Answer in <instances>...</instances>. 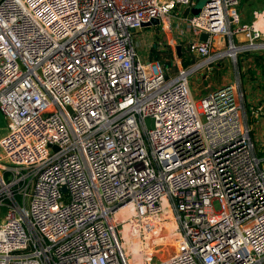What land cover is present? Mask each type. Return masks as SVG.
<instances>
[{
	"label": "built area",
	"instance_id": "built-area-1",
	"mask_svg": "<svg viewBox=\"0 0 264 264\" xmlns=\"http://www.w3.org/2000/svg\"><path fill=\"white\" fill-rule=\"evenodd\" d=\"M180 4L194 2L0 0V264H137L121 230L134 219L182 236L142 264H264V158L240 83L199 98L190 84L264 45V9L249 23L241 0H207L186 21L208 33L184 44L198 61L174 73L135 41Z\"/></svg>",
	"mask_w": 264,
	"mask_h": 264
},
{
	"label": "rangeland",
	"instance_id": "rangeland-1",
	"mask_svg": "<svg viewBox=\"0 0 264 264\" xmlns=\"http://www.w3.org/2000/svg\"><path fill=\"white\" fill-rule=\"evenodd\" d=\"M152 28H154V26L145 27L143 32L137 33V39L135 41V45L137 46V49L138 51H140L143 58L158 60L162 64H167V65L170 64L173 67L172 70L174 72H176L179 68H182V66L184 68L191 67L189 66L190 60L187 63L188 65L187 66L185 62H182V60L179 59L174 48L172 49L171 44L164 46V43L167 42V38H165L167 37V33L163 31L158 35V32L160 31H157L156 32L157 34H155L154 33L155 29ZM150 29L152 32L149 31ZM224 48H227V45ZM213 51L218 52L219 51L218 46H216V48H214ZM185 53L189 54V52H185ZM187 57L188 59H192L195 56L189 54L187 55ZM237 57H238L237 59L235 58L233 59L232 56L219 57L213 62H211L209 66L205 65L202 68L203 69L202 71L200 69L196 70V72L190 75L192 79L195 77L196 74H198L197 79L193 83V85L198 90L202 88L201 92L203 94H206L212 88L219 86L223 83H226L230 81V79H234L233 76H235L237 77L240 86H242V89H244L245 93L247 92V90H250L253 87H258V89L260 90L258 96L264 97L262 96L264 94V79L256 81L257 80V75L255 74L256 66L254 64L255 61H253L255 55H253L252 52H243L242 54L238 53ZM196 59H198V57H196ZM199 83L201 85H199ZM6 125H7V119L4 113L2 112V110L0 109V136L4 133ZM252 136H254L253 132H252ZM263 147L264 146L261 145L259 147L260 148L259 151H264L262 150L264 149ZM259 155L261 158H264V152L263 153L260 152ZM162 222L163 223L170 222V220H164ZM121 230L123 232L124 227H121ZM174 230L178 232L177 225L175 226ZM147 234H148L147 230L145 228H142L140 233V241L143 244L144 248L149 246V244H151L152 249H154L156 253V255L154 256V261H157L161 257L172 253L173 250L171 248L172 247L171 243L175 242L176 240L174 239H173L174 241L171 240L172 238L171 230H168L165 234L159 231L158 235L150 236L152 239H150ZM125 241L126 240H124V242ZM145 252L146 251H143V253Z\"/></svg>",
	"mask_w": 264,
	"mask_h": 264
},
{
	"label": "crops",
	"instance_id": "crops-1",
	"mask_svg": "<svg viewBox=\"0 0 264 264\" xmlns=\"http://www.w3.org/2000/svg\"><path fill=\"white\" fill-rule=\"evenodd\" d=\"M193 2H194V4L191 5V7L183 6L180 4L179 5L180 9L173 12L169 17H167L165 19L164 22H162L160 24L145 26V27L154 26V28H152V29H155V32H154L155 34H157L156 33L157 31H160V32H158V35L163 31L165 33H167V37H165V38H167V42L164 43V46L171 44L172 49L174 48L177 55H178L177 46H178V44H180V42H183V44H182L183 56L179 59H181L182 62H184V61L186 62V61L190 60L189 66H192L195 62L198 61V59H196V57H194L192 59H188L187 55H189L190 53L189 54L185 53V52H188V50L186 49L184 44H185V42H187V40H189L191 38H196L197 36L198 37L200 36V38H201V34H199L194 29L190 28L186 22L187 18L193 13L192 12L193 8L199 3V0H193ZM263 9H264V0H241L240 12H241L242 19L245 22L250 23V22L254 21L256 18V13L259 11H262ZM262 24H263V22L261 21L260 25H262ZM145 27L142 30H140L139 32H143ZM149 31H151V29ZM234 41L238 45L246 43L244 35H240L239 37L234 38ZM243 52H252V54L255 55V58L253 59V61H255L254 64L256 66V70H255L256 71L255 74L257 75L256 81L263 80L264 79V46L260 44V45L254 46V47L243 48L242 51H240L239 53L242 54ZM191 55H193V54H191ZM144 59H146V58H144ZM220 65H221V63H220ZM179 69L174 73H177L179 71ZM200 70L202 71L203 69H200ZM197 76H198V74H196L195 77L192 79L190 77V84H191V88H192L194 96L196 98H199L203 95V93L201 92L202 88H200L198 90L193 85V83L197 79ZM233 78L234 79H230V81L238 80L237 77H235V76H233ZM199 85H201V84L199 83ZM240 90L243 92V95H244L242 102L244 103V107L246 108V115H247L246 118H247L248 123L250 124V127H251V134H252V132L254 133V136H252V138L255 142L257 152H258V154L260 152L263 153L264 151H259V149H260L259 147L261 145L264 146V97L258 96V94L260 92L258 87H253L252 89L247 90L246 93H245L244 89H242V86H240ZM260 95H261V93H260ZM262 96H264V94ZM252 102L254 105L252 104ZM262 150H264V149H262Z\"/></svg>",
	"mask_w": 264,
	"mask_h": 264
},
{
	"label": "bare ground",
	"instance_id": "bare-ground-1",
	"mask_svg": "<svg viewBox=\"0 0 264 264\" xmlns=\"http://www.w3.org/2000/svg\"><path fill=\"white\" fill-rule=\"evenodd\" d=\"M235 50H236V48H231L229 50V52H232V54H233V52ZM123 212H124V210L121 211V213H123ZM130 213H132V212H130ZM141 226H142L141 223H139V221L137 219H134V220L126 223L124 226V230H123L124 237L126 240V242L123 243V246L125 247L127 253L131 252L134 254L137 264L143 263V254H142L143 251H146L147 253H151V251L153 250L151 244H149V246H147L145 248L143 247V244L140 241ZM175 226H176L175 222L170 221V222L160 223L159 228H158V230L164 234L168 230L172 231L171 240L172 241L176 240L175 242L171 243L172 244V247H171L172 250L175 248L174 245L176 243L181 244V242H182V236L174 230ZM150 239H152V238H150Z\"/></svg>",
	"mask_w": 264,
	"mask_h": 264
},
{
	"label": "water",
	"instance_id": "water-1",
	"mask_svg": "<svg viewBox=\"0 0 264 264\" xmlns=\"http://www.w3.org/2000/svg\"><path fill=\"white\" fill-rule=\"evenodd\" d=\"M206 1H207V0H199V3H198V4L193 8V10H192L193 14H199V12H200L202 6L205 4ZM158 24H160V19H158V18H154V19H153L152 21H150V22H145V23H143V26L158 25ZM207 37H208V33H207V32H203V33L201 34V39H204V40H205V39H207ZM263 46H264V45H263ZM177 52H178V57L181 58V57L183 56V50H182V45H181V44H178V46H177ZM146 122H147L148 124H151V126H153V124H154V119L151 118V117H148V118L146 119ZM63 190L66 191L67 188L64 186V187H63Z\"/></svg>",
	"mask_w": 264,
	"mask_h": 264
},
{
	"label": "trees",
	"instance_id": "trees-1",
	"mask_svg": "<svg viewBox=\"0 0 264 264\" xmlns=\"http://www.w3.org/2000/svg\"><path fill=\"white\" fill-rule=\"evenodd\" d=\"M184 62H185V61H184ZM188 62H189V61H186L185 64L187 65Z\"/></svg>",
	"mask_w": 264,
	"mask_h": 264
}]
</instances>
